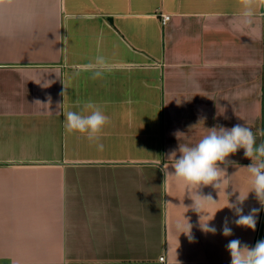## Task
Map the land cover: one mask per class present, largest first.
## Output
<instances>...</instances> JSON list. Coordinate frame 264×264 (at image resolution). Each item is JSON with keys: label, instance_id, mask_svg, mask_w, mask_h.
Instances as JSON below:
<instances>
[{"label": "crops", "instance_id": "crops-1", "mask_svg": "<svg viewBox=\"0 0 264 264\" xmlns=\"http://www.w3.org/2000/svg\"><path fill=\"white\" fill-rule=\"evenodd\" d=\"M240 11L239 0L0 5V264H230L229 240L255 245L264 207L243 149L219 195L202 189L218 202L201 215L161 171L213 126L264 128V7L255 32L233 29ZM97 56L109 68L94 79ZM86 101L109 117L96 142L63 127ZM239 195L245 215L261 209L255 231L225 207Z\"/></svg>", "mask_w": 264, "mask_h": 264}, {"label": "clouds", "instance_id": "clouds-1", "mask_svg": "<svg viewBox=\"0 0 264 264\" xmlns=\"http://www.w3.org/2000/svg\"><path fill=\"white\" fill-rule=\"evenodd\" d=\"M4 3L6 0H0V5ZM239 3L241 11L239 16L232 21L233 29L243 31L247 28L255 32L256 10L264 7V0H239ZM86 68L92 72L95 79L101 77L108 70L109 64L104 56H97L94 62H90ZM42 86L45 87L43 84ZM66 95L68 93L65 87L61 96L65 97ZM35 103L41 102L36 101ZM77 103L79 104V102ZM61 115L64 117L63 127L66 133L82 134L92 142L99 141L105 125L109 123V117L105 115L98 104L92 101L84 102L79 111H63ZM180 134L179 132L175 133L177 138ZM257 136L264 137V128L257 129L254 133L250 127L237 123L231 128L217 125L207 129V134L194 145L179 144L177 149L170 152L169 156L173 158L172 163H164L161 167L165 176L163 185H167L169 178L182 184L185 193L193 201L191 208L201 215L205 205L218 202L211 193L203 194L202 189L211 186L219 195V190L232 176L228 175V166L236 163L229 157L243 149L244 157L252 161L248 166L242 167L246 168L250 174L249 192H254L256 199L264 207V140L257 144ZM98 147L102 149L103 144H98ZM177 154H179L178 158ZM222 165L223 167H221ZM169 166L173 171H169ZM246 198L247 196L241 199L239 195L235 203L228 202L225 207L234 212L237 217L234 223L237 227L255 231L257 216L261 209L253 208L245 215L242 204ZM200 226L205 233L215 234L217 231L208 223L200 224ZM190 231L191 225L189 224L187 234L192 239ZM222 234L225 237L233 234L232 228L228 226L227 218H225ZM226 250L230 253V264H264V239L258 240L254 246L242 243L239 239H232L228 241Z\"/></svg>", "mask_w": 264, "mask_h": 264}, {"label": "built area", "instance_id": "built-area-1", "mask_svg": "<svg viewBox=\"0 0 264 264\" xmlns=\"http://www.w3.org/2000/svg\"><path fill=\"white\" fill-rule=\"evenodd\" d=\"M171 17L169 15H163L162 16V23L163 25H166L169 21H170ZM165 261V258L164 257H161L160 258V262H164Z\"/></svg>", "mask_w": 264, "mask_h": 264}, {"label": "water", "instance_id": "water-1", "mask_svg": "<svg viewBox=\"0 0 264 264\" xmlns=\"http://www.w3.org/2000/svg\"><path fill=\"white\" fill-rule=\"evenodd\" d=\"M263 234H264V214H263V218H262V222H261V226H260L258 240L263 239Z\"/></svg>", "mask_w": 264, "mask_h": 264}]
</instances>
